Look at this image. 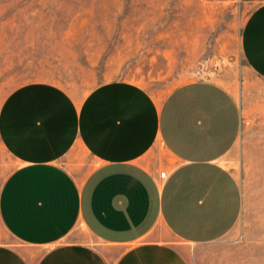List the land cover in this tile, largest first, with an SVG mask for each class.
I'll use <instances>...</instances> for the list:
<instances>
[{
  "label": "crops",
  "instance_id": "0c3cea01",
  "mask_svg": "<svg viewBox=\"0 0 264 264\" xmlns=\"http://www.w3.org/2000/svg\"><path fill=\"white\" fill-rule=\"evenodd\" d=\"M240 46L264 79V0ZM241 127L233 93L209 80L162 99L126 80L83 95L13 87L0 96V264H199L242 212L223 160Z\"/></svg>",
  "mask_w": 264,
  "mask_h": 264
},
{
  "label": "rangeland",
  "instance_id": "374dc122",
  "mask_svg": "<svg viewBox=\"0 0 264 264\" xmlns=\"http://www.w3.org/2000/svg\"><path fill=\"white\" fill-rule=\"evenodd\" d=\"M261 1L0 0V96L33 80L78 95L126 80L159 99L189 81L223 85L242 115L223 159L241 187L242 212L231 232L197 250L199 264H264V79L240 46ZM156 156L167 158L160 147Z\"/></svg>",
  "mask_w": 264,
  "mask_h": 264
},
{
  "label": "built area",
  "instance_id": "2783aa9c",
  "mask_svg": "<svg viewBox=\"0 0 264 264\" xmlns=\"http://www.w3.org/2000/svg\"><path fill=\"white\" fill-rule=\"evenodd\" d=\"M159 176H160V177H164V176H165V171H161V172L159 173Z\"/></svg>",
  "mask_w": 264,
  "mask_h": 264
}]
</instances>
